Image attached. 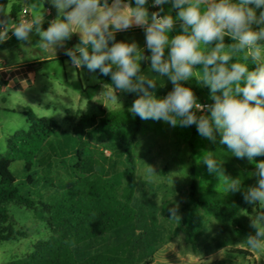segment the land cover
<instances>
[{"label": "clouds", "instance_id": "9594fccd", "mask_svg": "<svg viewBox=\"0 0 264 264\" xmlns=\"http://www.w3.org/2000/svg\"><path fill=\"white\" fill-rule=\"evenodd\" d=\"M45 3L57 13L46 29L45 13L50 9L14 22L0 6V43L11 38L9 32L18 41L31 43L30 34L36 33L40 48L55 53L64 49L73 68L110 76L111 100L119 101L117 93L136 94L129 111L141 120L163 121L172 128L195 126L198 135L213 143L219 134L220 144L237 159L254 162L264 156V0H153L158 11L151 13L148 0ZM166 4L171 5L167 13ZM133 27L144 31L150 56L134 40H116L118 32ZM74 34L79 43L67 48ZM226 37L231 43L225 42ZM141 61H150L152 71L172 83L165 97L156 96L157 82L142 74ZM192 80L210 89L213 103L198 102L195 92L185 86ZM208 153L201 161L223 182L224 192L241 191L239 179L224 175L222 161ZM255 169L256 183L243 191L244 202L253 208L249 227L255 230L246 243L264 254V160L255 163ZM148 173L155 175L153 166L148 165ZM168 211L170 219L180 221L179 203Z\"/></svg>", "mask_w": 264, "mask_h": 264}, {"label": "rangeland", "instance_id": "374dc122", "mask_svg": "<svg viewBox=\"0 0 264 264\" xmlns=\"http://www.w3.org/2000/svg\"><path fill=\"white\" fill-rule=\"evenodd\" d=\"M33 3L37 5L36 8L32 7ZM13 4H17L22 9L27 8L30 17L42 16L44 8L50 9L48 12L54 19L57 15L54 8L47 3L44 4V0H10L7 13L11 11ZM152 4L153 0H148L147 7L150 13L158 11V8L152 7ZM170 8L171 5L166 4L165 13ZM48 12L45 13V20H48ZM172 14L175 15V10ZM19 18L20 13L12 20L16 22ZM178 31L177 28V31L170 33V37L176 35ZM30 37L31 43L22 41L21 44L20 53L24 55L25 60L32 61L47 57L54 59L64 55L62 48H57L56 53L54 50L46 51L40 48L38 34L32 33ZM116 40L125 42L134 40L138 45L140 43V37L134 32L121 38L116 37ZM225 42L230 43L227 40ZM37 47H39L38 51H36ZM3 49L4 47H0V67L9 69L20 53H14L15 50L11 48ZM36 67L39 80L46 87L45 91H41L38 87H29L22 92L9 87L5 94L7 102L4 104L0 102L1 108L17 111L8 112L0 120L3 126L0 132V160L7 154L8 139L18 131L29 129L26 118L18 113L21 104L31 107L40 117L55 120L60 126L61 133L73 134L74 127L81 122L87 112L96 115L100 123L101 117H106L111 112L129 109L137 98L136 94L117 93L119 101L111 100L107 96V89L113 86L103 84L98 79L97 73H89L84 67L73 68L70 60H55ZM145 67L142 74L157 82L156 88L153 89L156 96L165 97L172 90V83L167 77L157 76L150 68V61L146 62ZM185 86L195 92L199 103H213L210 99V89L199 86L195 80L187 82ZM40 100L49 103L50 106H39ZM68 110H71L70 115L67 114ZM219 141V134L215 143L201 137L195 126L172 128L163 121L142 120L138 138L131 147L137 165L135 174L137 186L130 203L135 211V219L131 224L118 228L113 243L87 240L75 245L72 252L76 261L82 262L99 254L110 244L127 243L131 259L135 264H264V254L254 252L246 243L248 235L254 234L255 230L249 227V216L253 214V208L243 200V191L256 183V177L252 175L256 170L255 163L264 160V156L256 157L254 162H249L246 158L237 159L232 156L227 146L220 144ZM54 143L63 148L65 140L61 136L54 140ZM81 146L90 150L96 172L101 176H113L125 172L128 168L119 144L106 142L99 136L84 134ZM192 152L196 161L195 177L199 192L216 191L236 205L246 219L245 232L211 219L206 229L194 241H188L183 233L176 234L179 221L170 219L168 209L176 203L183 204L187 199L191 180ZM208 152H212L214 158L222 161L224 175L239 179L241 191L227 194L224 192L223 182L216 174H209L201 161L209 154ZM61 160L65 161L67 169H63ZM76 162L75 153L68 152L62 159L54 160L49 169H43L35 164L28 172L24 162L17 161L11 165V172L20 193L30 196L36 203V209L40 210L42 204L50 203L60 197L59 190L50 183L51 180L55 182V186L60 182L68 186L74 184L70 174L71 167ZM148 165L154 167L155 175L151 177L148 173ZM8 209L15 228L25 231L26 236L7 242L0 241V264H8L28 256L39 241H45L52 235L49 223L36 218L34 210L14 203L9 204ZM259 210L257 208V211Z\"/></svg>", "mask_w": 264, "mask_h": 264}, {"label": "trees", "instance_id": "16d2710c", "mask_svg": "<svg viewBox=\"0 0 264 264\" xmlns=\"http://www.w3.org/2000/svg\"><path fill=\"white\" fill-rule=\"evenodd\" d=\"M9 2L10 0H0V6L5 12ZM21 10L20 6L13 4L10 18H16ZM48 23L49 21H44V29L48 27ZM226 40L231 43L229 38L226 37ZM20 42L13 37L4 45L18 47ZM78 43L74 34L72 39L67 41V48H72ZM56 60L70 59L63 55ZM248 66H253L251 61H248ZM145 68L142 64L141 72ZM96 73L103 84L113 86L110 76ZM129 109L111 112L108 116L101 117L100 123L96 115L87 112L74 127L73 134L61 133L55 120L38 116L30 107L24 109L23 114L29 129L18 131L8 139L7 154L0 160V241L7 242L26 236L25 231L15 228L9 214L8 205L13 203L34 210L36 218L49 223L52 235L45 241H39L28 256L8 264H135L127 243L110 244L105 251L82 262H77L72 252L75 245L87 240L112 242L118 228L131 224L135 219V211L130 203L137 186V165L131 147L138 138L142 120L134 116ZM67 114L70 115L71 110H68ZM84 134L99 136L106 142L119 144L128 164L127 170L109 177L99 175L90 150L81 146ZM61 136L65 140L63 148L54 143V140ZM68 152L75 153L77 158L70 174L74 184L68 186L60 182L55 186V182L51 180L50 183L59 190L60 197L42 204V209L37 210L35 201L20 193L11 172V165L23 161L28 172L35 164L49 169L54 160L62 159ZM60 164L63 169H67L64 160H61ZM195 165L192 152L189 193L186 201L179 205L181 220L176 234L183 233L188 241H194L206 229L211 219L245 232L247 222L236 205L216 191L199 192Z\"/></svg>", "mask_w": 264, "mask_h": 264}, {"label": "crops", "instance_id": "0c3cea01", "mask_svg": "<svg viewBox=\"0 0 264 264\" xmlns=\"http://www.w3.org/2000/svg\"><path fill=\"white\" fill-rule=\"evenodd\" d=\"M50 15H51V13L48 12V16H49L48 20H44V21H51L52 19H54ZM11 19H13V18H11ZM133 32L138 34V36L140 37L139 46L142 49H144V51H146L145 33L141 28L133 27V29H130L128 31L118 32L116 34V37L121 38V37H124V35L132 34ZM9 36L11 38L9 40H7L6 42L10 41L13 37H15L14 35H12L11 32H9ZM75 36H76L77 41H79V35L75 34ZM4 44H5V42L0 43V47H4V49L11 48L13 51L15 50L14 53H20V51H21L20 49L22 47L21 46L22 41L20 42L18 47H6ZM38 50H39V47L36 48V51H38ZM55 60H56V58L52 59V58L47 57V58L27 61L24 59V55L20 53V54H18V56L15 59L11 68L6 69V68L1 66L0 67V102L2 104L7 102L8 99L5 96V94L7 93V89L9 87H11L12 89H19L22 92H25L29 87H35V88L38 87L41 89V91H45L46 87L39 80L38 69L36 66L39 64L49 63V62H52ZM19 106H21V107H20V110H18V113H20L24 116L23 111L26 107H28V105H22L21 104ZM39 106L49 107L50 104L40 100ZM8 112L16 113L17 111L9 110V109L0 107V120ZM2 128H3V126H2L1 121H0V132H1Z\"/></svg>", "mask_w": 264, "mask_h": 264}, {"label": "built area", "instance_id": "2783aa9c", "mask_svg": "<svg viewBox=\"0 0 264 264\" xmlns=\"http://www.w3.org/2000/svg\"><path fill=\"white\" fill-rule=\"evenodd\" d=\"M30 12L27 8H23L20 12V18H29ZM201 104H208V103H201Z\"/></svg>", "mask_w": 264, "mask_h": 264}, {"label": "water", "instance_id": "95a60500", "mask_svg": "<svg viewBox=\"0 0 264 264\" xmlns=\"http://www.w3.org/2000/svg\"><path fill=\"white\" fill-rule=\"evenodd\" d=\"M144 54L149 56V52H147V51H145ZM146 62H147V61H143V65H144V66H145Z\"/></svg>", "mask_w": 264, "mask_h": 264}]
</instances>
